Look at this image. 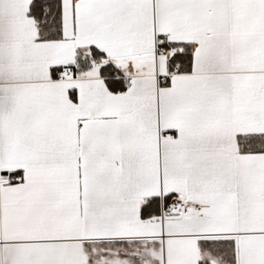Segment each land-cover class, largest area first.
<instances>
[{
    "label": "snow or ice",
    "instance_id": "6c2138e0",
    "mask_svg": "<svg viewBox=\"0 0 264 264\" xmlns=\"http://www.w3.org/2000/svg\"><path fill=\"white\" fill-rule=\"evenodd\" d=\"M0 264H264V0H0Z\"/></svg>",
    "mask_w": 264,
    "mask_h": 264
}]
</instances>
